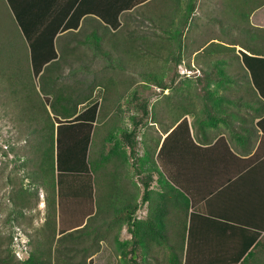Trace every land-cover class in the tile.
Listing matches in <instances>:
<instances>
[{
    "label": "crops",
    "instance_id": "1",
    "mask_svg": "<svg viewBox=\"0 0 264 264\" xmlns=\"http://www.w3.org/2000/svg\"><path fill=\"white\" fill-rule=\"evenodd\" d=\"M154 1L116 0L112 3L113 6L129 5L123 8L116 27L107 25L108 29H105L96 21L88 19L80 21L78 29L72 31L77 33L82 27V36L79 38H84V58L88 62H95L96 69L101 66H98L97 60L110 62L107 63V68L110 67L111 73L108 70L106 79H114L109 84L114 91L120 93L119 101L131 91L132 102H139L133 103L134 105L140 108L141 103H150L152 108L151 114L148 113L149 118L147 117L149 121L147 125L139 126L138 140L147 128L149 142L153 138H159L160 147L167 135L183 119L187 120L190 134L197 146L192 147L188 142L186 145L184 141L176 144L180 136L178 133L167 138L164 152L169 169L181 179L188 193L194 197V201H189L187 209V226L192 211H197L199 215L193 229L195 235L191 246L192 256L187 264H229L230 261L221 262L219 252L241 253L247 241L243 233L245 229L263 231L261 235H264V60L252 62L258 81L255 84L250 71L246 68V73L242 68L240 53L244 51L248 55H255L244 48V44L254 45L261 50L256 57L264 59L262 36L255 32L252 39L249 35L253 28L264 30V0H249L252 3L247 10L250 12L249 23L245 21L240 24L248 26L245 33L237 30L238 24L233 20L228 19L227 23H223L230 25L228 35H225L220 22V31L216 29L213 34H208L210 31L205 29L202 19H198V8L204 0H158L153 8L150 5ZM105 3L108 4L107 1ZM231 4L236 6L237 0H232ZM184 11L186 16L178 19V13L182 14ZM195 18L196 21L192 22ZM178 20L183 22L182 41L180 51L177 49L178 53L173 54L170 52L175 50L172 49L174 36L170 29ZM67 32L68 30L58 32L56 36L62 37ZM206 35H210L208 40L204 39ZM144 40L148 41L146 44L155 46L144 48ZM148 54L150 55L145 56ZM157 61L163 62L164 72L160 71L161 65ZM143 62L146 64H142ZM101 63L104 67L105 63ZM142 65L144 69H141ZM172 69L179 72L180 79L194 76L196 83L177 85L173 82L163 84L164 88L156 82L149 83L148 88H155L157 91L152 90L159 94L153 93L148 100L145 98L141 102L138 97L140 89L134 77L140 75L142 70L154 76L163 73L167 76ZM97 87L100 86L95 88ZM162 98L169 99L170 102H166V110L163 112L166 116L161 118L158 101ZM172 98L186 100L172 101ZM109 115L110 113H106V118ZM138 115L133 113L132 117ZM123 147L130 156L129 148L125 145ZM136 155V159L142 158L137 153ZM130 158L132 162L137 161L131 156ZM142 163L138 160L137 164L133 163L132 169L127 163L121 162L102 165V173H116L113 177L105 176L101 192L103 198L107 200L106 192L111 186L117 184L118 189L116 216L112 210L107 211L104 205L100 216L107 222L116 218L122 223L116 231H110L111 227L106 228L108 231H102L99 251L87 257V264H167L173 243L171 231H162L157 239L152 231H141V223L150 219L151 214L156 215L154 203L161 201H165V207L159 209L163 217L161 219L166 222L169 218L167 211L170 209L166 207V203L175 199L169 195L172 189L166 180L163 177L158 180L155 173L150 188L162 193L163 197L153 194L150 200L155 201L153 204L142 200ZM150 163H154V166L148 170L157 165L155 160H150ZM183 202L188 201L183 199ZM155 219L158 217L155 216ZM92 224L94 227L98 226ZM185 234L184 246L187 231ZM71 244L76 243H70V246ZM101 253L104 258L97 260ZM184 255L183 248L182 253L180 252L182 264L185 261ZM231 258L234 257L231 255L228 260Z\"/></svg>",
    "mask_w": 264,
    "mask_h": 264
},
{
    "label": "trees",
    "instance_id": "2",
    "mask_svg": "<svg viewBox=\"0 0 264 264\" xmlns=\"http://www.w3.org/2000/svg\"><path fill=\"white\" fill-rule=\"evenodd\" d=\"M5 1L11 8L22 35L18 33L21 43L16 42V47H14L13 41H5L4 36H0V102L2 101L1 104L5 105L4 92H7L10 96L16 93L13 98L17 102V106L23 103V109L30 114L31 117L25 120L19 116L17 117L20 122L27 123L26 129H23L26 130L24 132L25 136L19 140L25 142L32 137L33 140L28 141V148L32 153L31 160L37 166L38 174L35 172V177L42 181V185L46 189H50L49 199L46 202V218L41 229L36 231L38 236L36 245L38 246L30 251L27 262L19 263L18 260H15L12 261V264H49L48 254L51 255L52 243H54V237L57 233L60 236L57 238L56 243L59 242L61 245L58 243L59 246L55 248L54 262L56 264H86L85 259L99 251L102 231H106L104 228H100L102 231L99 230V227H94L92 223H97L96 220L100 216L103 205L107 211L112 210L114 216H116L118 189L117 184L111 186L106 192L107 200L103 198L104 195L101 192L107 173H102L104 163L100 159H95L92 155L95 123L99 120L103 111L101 102L93 100V92L96 86L103 85L106 88V94H109L110 97L114 95L117 99L120 93L111 88L112 86L109 83L114 81L111 77L109 81L106 78L97 79L96 77L91 80L73 79L72 84H62L60 80L65 76L71 79L77 69L89 70L90 68L89 62L84 58L85 52L82 47L84 38H79L82 36V27L77 33L72 31L78 29L80 21L84 20L83 22H85L91 19L105 29H108L107 25L114 28L119 23L118 19L124 10L123 8L129 5L117 6L115 4L113 6L112 3H115L116 0ZM106 1L108 4L105 3ZM249 14L250 12H248L246 20L248 23ZM149 20L154 21V19ZM236 28L244 31L242 26L237 25ZM67 30L68 32L64 36H56L58 32ZM96 31L99 30L96 29ZM251 31H249V35L252 39L256 32L264 40L263 29L253 28ZM181 35L182 29L178 32L180 41ZM147 42L144 40V48L155 46V44H146ZM19 44H21V47H19ZM156 46L164 45L156 44ZM244 46L248 52L255 55L251 56L244 51H240L242 68L246 73L247 68L254 83L258 84L252 62L264 60L256 57L261 53V50L256 49L254 45L244 44ZM176 50H172L170 53H178ZM178 51H180V46ZM262 53H264V50ZM175 61L176 59L174 63ZM65 66L68 68L67 74H64L61 69ZM101 68H103L102 65L98 69ZM141 74L145 75L146 79L154 76L146 70H142ZM35 78H38L37 83L34 82ZM157 83L163 86V83ZM172 83L173 79L168 84ZM37 85L39 89H37ZM22 90L23 94L19 96ZM7 100L10 101V99ZM48 107L50 110H48ZM140 110L142 115L132 117L133 128L130 130L121 129L119 139L129 148L132 159H136L137 148L141 143L145 152L144 155L146 154L151 161L155 160L157 162L155 168L146 172L143 171L144 174L142 173L140 179L143 187L142 200L151 204L152 201L150 200L153 194L163 197L162 193L154 192L150 188L155 173L158 175V180L159 177L166 180L172 189V193L170 192L169 195L173 200L175 199L171 203H166V207L170 208L168 209V211L170 210L169 213L167 211L169 218L166 222L161 219L163 217L159 210L165 207V201L159 203L153 201L155 202L156 215L151 214L150 219L148 218L147 221L141 223V231H152L157 239H159L158 235H162V231H171L173 243L167 264H182L178 231H183L181 243L183 244L182 247H185L184 264H187L192 256L191 246L195 235L193 229L195 228V219L199 215L197 211H192L187 226V209L189 201H194V197L188 193L189 191L185 188L181 179L173 175L164 159V152L167 138L178 133H180V136L177 138L176 144L184 141V144L188 142L192 147L197 145L190 134L186 119H183L167 135L160 147L159 138H153L149 142L147 128L142 132L141 139L138 140L137 130L139 126H143L144 120L148 117V103H141ZM105 115L106 112H104L101 119L106 117ZM31 123H33L32 127ZM143 134L147 137H144ZM136 160H140L142 163L144 159ZM113 175L115 176L116 173H109L107 176L113 177ZM183 199H187L188 202L184 203ZM19 200L25 202L24 194L19 196ZM155 216L158 219L154 220ZM182 217H185V223L182 224L180 230L175 228V223ZM186 231L187 241L184 246ZM262 232L245 229L243 233H245L244 237L247 241L244 250L241 253L219 252V256L222 258H219L221 262L230 261L229 264H237L242 260L240 264H264V235H261ZM50 237L51 246L47 249L42 243H45ZM73 242L76 244L70 246V243ZM251 247L252 249L249 251ZM131 252H134L133 248ZM7 253L8 251L2 248L0 242V264L11 263ZM245 254L247 255L244 256ZM231 255L234 258L228 260ZM131 258L134 260L133 257Z\"/></svg>",
    "mask_w": 264,
    "mask_h": 264
},
{
    "label": "rangeland",
    "instance_id": "3",
    "mask_svg": "<svg viewBox=\"0 0 264 264\" xmlns=\"http://www.w3.org/2000/svg\"><path fill=\"white\" fill-rule=\"evenodd\" d=\"M157 1L158 0H155L150 6L153 8L156 7L155 5L158 3ZM231 3L232 0H204L200 8H198V10H200L198 19H202L201 21L204 23L203 26H205L206 30L210 31L208 34H213V32H216V29L218 32L220 31L218 28V22H220L221 28L224 30L225 35H228V26L230 25H223V23H227L226 21L228 19H230V21L233 20V22L239 26L247 20V10L252 5V3L249 0H237L238 4L236 6H233ZM175 13L176 11L174 9V16L176 15ZM181 13L182 14H180V12L178 13V19H180V17L183 18L186 16V11ZM196 19L197 18L193 19L192 22L196 21ZM181 24H183L182 20H178L177 22L175 21L173 28L170 29L171 34L173 33L174 36L172 49H178L182 41H180V36H178V32L181 30ZM242 27H244V31H241V33H245V28L248 26L243 25ZM191 29H193V26ZM173 30L174 32H172ZM148 32H150V30H148ZM18 33H20V29L15 22L11 8L5 0H0V36L3 35L5 41H13L15 44L14 47H16V42L21 43ZM20 34L22 35V33ZM235 36H238V34H235ZM209 37L210 35H206L204 39L208 40ZM19 47H21V44H19ZM157 52L159 53V51ZM149 55L150 54L145 56ZM97 61L98 66L102 65L101 62L105 63V66L96 71L95 69L97 66L95 65V62H89L90 71L77 69L75 75L72 76L71 79L69 77L66 78L65 76L60 80L61 83L72 84L73 79L91 80L94 77L97 79L107 78V75L111 73L110 67L107 68V63L110 62L101 60ZM157 63L161 65L160 71L164 72L163 62L157 61ZM142 64H146V62H143ZM61 69L64 71V74L68 73V68L66 66ZM141 69H144V66ZM180 77L181 75L176 71V69H172V71H170L167 76H164L163 73L162 75H155L153 77H149L148 79H146L145 75H136L134 79H136L135 81L138 83L137 87L140 89L138 97H140L142 102L145 98L148 100L149 95L153 93H157L158 95L159 92H154V90L157 91L155 88H148L147 86L149 83L153 82L168 84L170 79H173V82H176L177 85L196 83L194 76L181 79ZM37 80L38 78H35L34 82L37 83ZM37 89H39L38 85ZM14 94L16 93H13L12 96H10L7 92H4L3 100L5 101V105L1 104L2 101L0 102V242L2 248H5L8 251L7 254L11 261L9 264H12V261L15 260H18L19 263L27 262L30 251L38 246L36 245V239L38 238L36 231L41 229V226L43 225L46 218V202L47 199H49L48 196L50 194V189H46L45 186L42 185V181L35 177L37 166L34 164V161L31 160L32 153L28 148V141H32V137H30V139L25 142L19 140L25 136L24 132L26 130L23 129H26L27 123L25 124L20 122L17 117L19 116L25 120L31 116L23 109V103L22 105L17 106V102L13 98ZM22 94L23 90L20 92L19 96ZM126 95L127 96L124 95L123 99L119 101L118 98L121 95H119V97L116 99V96L113 95L110 97L108 94H106V88L103 86L95 88L93 92V100L100 101L102 104L103 114L106 112L107 114L110 113V115L108 118L104 117L101 119L103 115L102 114L99 120L95 123L92 155L95 159H100V161L104 164L115 165L117 162L127 163L130 165L129 168L132 169L134 166L133 163L137 164L138 160L132 162L130 156L127 154V149L123 147L124 145L119 139V132L121 129L130 130L132 128L133 113H137L139 115L142 114L140 108L133 104L139 102H132L131 91L126 93ZM41 96L43 95L41 94ZM153 98H155V95ZM7 99H10V101ZM175 100L183 102V100L185 101L186 99L183 98L182 100L181 98H172V101ZM166 102H170V100L162 98L158 101V110H160L159 116L161 118L166 116L165 113H163L166 110ZM151 108L152 107H150V103H148L149 115L151 114ZM48 110H50V108ZM148 118L144 121V125H147L149 121ZM32 125L33 123H31V127ZM147 135L143 134L144 137H147ZM144 153L145 152L142 148V145L138 146L137 154L139 157H142L139 159H144L141 169L143 171H147L152 166H154V163H150V160L147 158L146 154L144 155ZM22 194L25 196V202L24 200L23 202L19 200V196ZM104 220L105 219L102 216L97 218L96 222L98 223L97 227H99V230L104 228L106 231H108L106 228L111 227L110 231H116L118 229V225L122 223L121 220L116 218L112 219L110 222ZM183 223H185V217H182V219H179L177 223H175V228L181 230ZM182 237L183 231H178L180 252H182L183 248V244L181 243ZM57 238L58 233L54 237L55 244L52 243L51 255L48 254L49 264H56V262H54V257L56 255L55 248L60 244L59 242V244L56 243ZM50 240L51 237L46 240L45 243H42V245L47 249H49L51 246ZM104 249L107 248L104 247ZM17 251L24 255V259H20L17 256ZM103 258L104 254L101 253L97 257V260ZM86 261L87 258L85 259V262Z\"/></svg>",
    "mask_w": 264,
    "mask_h": 264
},
{
    "label": "clouds",
    "instance_id": "4",
    "mask_svg": "<svg viewBox=\"0 0 264 264\" xmlns=\"http://www.w3.org/2000/svg\"><path fill=\"white\" fill-rule=\"evenodd\" d=\"M43 206V205H42ZM17 256L20 258V259H24V255L21 254L19 251H17Z\"/></svg>",
    "mask_w": 264,
    "mask_h": 264
}]
</instances>
